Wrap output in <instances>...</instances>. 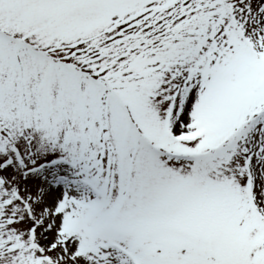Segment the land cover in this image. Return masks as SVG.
Listing matches in <instances>:
<instances>
[{
  "label": "snow or ice",
  "instance_id": "snow-or-ice-1",
  "mask_svg": "<svg viewBox=\"0 0 264 264\" xmlns=\"http://www.w3.org/2000/svg\"><path fill=\"white\" fill-rule=\"evenodd\" d=\"M0 264H264V0H0Z\"/></svg>",
  "mask_w": 264,
  "mask_h": 264
}]
</instances>
